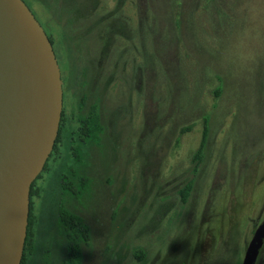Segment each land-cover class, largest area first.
I'll return each mask as SVG.
<instances>
[{
    "label": "rangeland",
    "instance_id": "obj_1",
    "mask_svg": "<svg viewBox=\"0 0 264 264\" xmlns=\"http://www.w3.org/2000/svg\"><path fill=\"white\" fill-rule=\"evenodd\" d=\"M23 1L63 90L25 264H61L58 205L89 235L76 264H241L264 218V0ZM90 102L96 143L77 134Z\"/></svg>",
    "mask_w": 264,
    "mask_h": 264
},
{
    "label": "water",
    "instance_id": "obj_2",
    "mask_svg": "<svg viewBox=\"0 0 264 264\" xmlns=\"http://www.w3.org/2000/svg\"><path fill=\"white\" fill-rule=\"evenodd\" d=\"M62 83L52 44L23 0H0V264H20L30 185L57 136ZM264 218L241 264H255Z\"/></svg>",
    "mask_w": 264,
    "mask_h": 264
},
{
    "label": "trees",
    "instance_id": "obj_3",
    "mask_svg": "<svg viewBox=\"0 0 264 264\" xmlns=\"http://www.w3.org/2000/svg\"><path fill=\"white\" fill-rule=\"evenodd\" d=\"M49 38V37H48ZM51 44L52 41L49 38ZM98 108L97 105H92L90 108H88V111L86 115L84 116V120L82 122V125L79 128V136L88 139L91 141L96 142L97 140V133L99 130L98 127ZM62 120V118L60 119ZM101 131V130H100ZM61 138V124H59L57 136L55 138L53 149H55V146H57L58 142ZM205 140V132L203 131L202 138L200 141V144L197 148V150L194 153V159L195 161L199 160L202 152V148L204 145ZM50 156V155H49ZM48 160V158H47ZM47 160L43 166L42 169L45 168V165L47 163ZM197 163V162H196ZM39 176V174L36 176V178ZM36 178L32 181L30 185V192H29V213H28V224H27V231H26V237L23 247V253L20 264H25L26 262V255L28 252V249L30 247L31 238H32V224H33V214H32V200L31 197L36 194V190L34 187ZM61 185L62 188L65 190L70 189V184L68 183V180L65 176H62L61 178ZM191 188V182H187L179 191L181 201H185L186 197L189 194ZM57 220L59 223V227L61 228L64 238H65V255L62 259L61 264H76L82 256V245L86 244L89 239L88 232L85 229V225L83 221L76 215H73L71 211H69L67 208L63 207L62 205H58V211H57Z\"/></svg>",
    "mask_w": 264,
    "mask_h": 264
},
{
    "label": "flooded vegetation",
    "instance_id": "obj_4",
    "mask_svg": "<svg viewBox=\"0 0 264 264\" xmlns=\"http://www.w3.org/2000/svg\"><path fill=\"white\" fill-rule=\"evenodd\" d=\"M62 101H63V90H62ZM92 105H97V108H98V114H99V116H98V127H99V130H98V133H97V140H96V142L99 140V135H100V130H101V128H102V126H101V114H100V105L98 104V102H90L87 106H86V109H85V113H84V116L86 115V113H87V111H88V108H90ZM84 116H83V118L81 119V121H80V124L78 125V128H77V134H78V137L80 138V140L82 141V142H89V141H91V140H88V139H84V138H82V137H80L79 136V128H80V126L82 125V122H83V120H84ZM61 117L63 118V116H62V113H61ZM61 117H60V119H61ZM59 124H61V120H60V123ZM93 143H96V142H94V141H92ZM52 151V150H51ZM264 243V242H263ZM263 246V245H262ZM261 249V248H260ZM259 252H260V250H259ZM259 254H258V257H257V259L256 260H258V263L260 264L261 262L259 261Z\"/></svg>",
    "mask_w": 264,
    "mask_h": 264
}]
</instances>
